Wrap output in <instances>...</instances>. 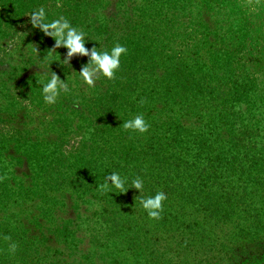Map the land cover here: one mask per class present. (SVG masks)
Here are the masks:
<instances>
[{"label": "trees", "instance_id": "trees-1", "mask_svg": "<svg viewBox=\"0 0 264 264\" xmlns=\"http://www.w3.org/2000/svg\"><path fill=\"white\" fill-rule=\"evenodd\" d=\"M41 8L125 46L114 76L88 85ZM0 264H264V0H0Z\"/></svg>", "mask_w": 264, "mask_h": 264}, {"label": "clouds", "instance_id": "clouds-1", "mask_svg": "<svg viewBox=\"0 0 264 264\" xmlns=\"http://www.w3.org/2000/svg\"><path fill=\"white\" fill-rule=\"evenodd\" d=\"M46 16L43 8L31 14V23L43 31L46 35L55 37V47L63 46L67 49V57L74 54L89 56L88 63L81 69L80 73L83 80L88 85H94L98 78V73H102L105 77L112 78L115 71L120 67V58L122 54L127 53V48L121 44L115 45L111 52L98 51L95 47L88 49L85 47L86 40L84 33L78 31L70 25V22L63 17L45 22ZM68 85L53 74L47 84L43 86L44 99L48 103H54L59 95L60 89L67 90ZM125 129H133L140 133L148 130L149 125L145 121L142 114L135 116L133 119L124 122ZM112 187L126 192L125 181L118 173H111L106 177L105 184L101 188H108L109 182ZM133 187L137 190L143 188V181L136 179L133 181ZM166 199L163 192H158L155 196H150L141 201L144 209L148 211V215L152 218H159L162 209V201ZM11 247L15 249V244Z\"/></svg>", "mask_w": 264, "mask_h": 264}]
</instances>
